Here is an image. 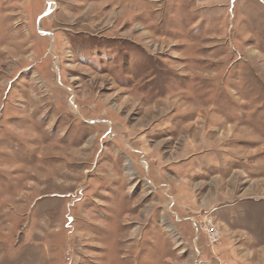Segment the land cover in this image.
<instances>
[{"label":"rangeland","instance_id":"obj_1","mask_svg":"<svg viewBox=\"0 0 264 264\" xmlns=\"http://www.w3.org/2000/svg\"><path fill=\"white\" fill-rule=\"evenodd\" d=\"M218 258L264 264V0H0V264Z\"/></svg>","mask_w":264,"mask_h":264},{"label":"built area","instance_id":"obj_2","mask_svg":"<svg viewBox=\"0 0 264 264\" xmlns=\"http://www.w3.org/2000/svg\"><path fill=\"white\" fill-rule=\"evenodd\" d=\"M206 232L209 238V242L211 245L219 244L221 241V232L220 230L214 225H208L206 228ZM218 264H228L226 260L218 258Z\"/></svg>","mask_w":264,"mask_h":264}]
</instances>
